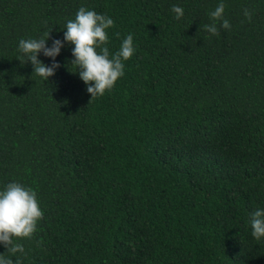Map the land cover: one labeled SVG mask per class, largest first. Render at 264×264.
I'll return each mask as SVG.
<instances>
[{"label":"trees","instance_id":"16d2710c","mask_svg":"<svg viewBox=\"0 0 264 264\" xmlns=\"http://www.w3.org/2000/svg\"><path fill=\"white\" fill-rule=\"evenodd\" d=\"M172 4L184 9L174 19ZM0 0V185L36 190L43 216L21 264H264V0ZM84 6L129 33L124 74L90 99L71 44L46 80L17 42L61 38ZM247 8L251 18L243 16ZM46 65L51 58L42 52ZM90 99V100H89Z\"/></svg>","mask_w":264,"mask_h":264},{"label":"clouds","instance_id":"9594fccd","mask_svg":"<svg viewBox=\"0 0 264 264\" xmlns=\"http://www.w3.org/2000/svg\"><path fill=\"white\" fill-rule=\"evenodd\" d=\"M225 0H217L216 7L208 13L211 23L203 28L212 35H219L220 29H229L230 22L224 16ZM174 19H180L184 9L179 4H172ZM245 18L250 19L251 13L245 8L242 11ZM114 25L111 16L98 13L93 9L81 6L74 18L67 19L62 27L61 38H53L50 46H46L49 30L41 37L20 39L17 42L18 55L32 64L33 71L41 81L52 76L59 66L55 57L64 44H71V64L84 83L90 99L104 95L123 76L125 64L134 51L133 36L127 34L114 52H109L107 29ZM42 52L51 58L46 65L37 59ZM89 99V100H90ZM248 221L251 236L257 240L264 239V207H257L250 214ZM43 211L39 206L36 190L28 185L12 180L0 185V244L11 254L27 255L23 244L14 242V238H31L36 231L37 221L42 218ZM6 255L0 252V264H21V257Z\"/></svg>","mask_w":264,"mask_h":264}]
</instances>
